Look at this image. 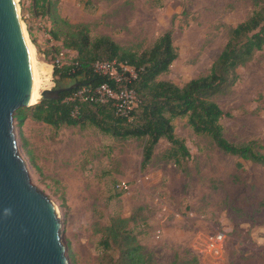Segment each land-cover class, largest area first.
<instances>
[{
  "label": "rangeland",
  "instance_id": "obj_1",
  "mask_svg": "<svg viewBox=\"0 0 264 264\" xmlns=\"http://www.w3.org/2000/svg\"><path fill=\"white\" fill-rule=\"evenodd\" d=\"M16 4L37 68L50 67L43 90L73 84L54 82L52 64L56 58L68 63L74 53L50 39V21L31 15L32 0ZM252 11L251 0H58L61 17L87 24L93 38L108 36L137 53L171 31L178 58L159 79L178 86L209 72L226 43L227 28ZM32 20L40 38L32 32ZM238 75L228 95L214 98L230 114L220 120L223 135L233 144L258 140L264 146V51ZM172 124L189 151L187 172L159 160L170 147L166 140L159 141L141 170V146L133 139L115 140L93 127L54 131L30 119L20 128L13 122L31 183L55 207L69 264H100L93 228L116 216L134 220L129 229L153 264L193 258L197 264H264V168L224 155L195 135L186 118ZM121 183L127 189H120Z\"/></svg>",
  "mask_w": 264,
  "mask_h": 264
},
{
  "label": "trees",
  "instance_id": "obj_2",
  "mask_svg": "<svg viewBox=\"0 0 264 264\" xmlns=\"http://www.w3.org/2000/svg\"><path fill=\"white\" fill-rule=\"evenodd\" d=\"M251 3L252 13L244 21L227 28L226 43L209 72L178 86L159 79L178 58L171 31L163 33L148 50L137 53L121 47L108 36L93 38L87 24L71 23L61 17L58 0H32L35 14L50 21V39L60 42V49L74 53L68 63L53 62L54 82L72 81L76 86L62 92L58 100L18 109L13 117L16 126L20 128L30 119L54 131L65 127H93L115 140L133 139L141 146V170L150 164L159 141L166 140L170 147L159 160L172 161L187 172L185 162L189 159V151L184 141L176 137L172 124L176 118H186L195 135L207 138L224 155L264 168V146L258 140L233 144L224 137L220 120L230 114H224L214 99L228 95L238 82V69L264 51V0H251ZM54 51L59 54L58 49ZM97 62L114 63L122 76L128 73L119 65L133 69L135 77L126 87L134 92L137 105L129 117L116 115L113 100H96L101 86L119 92L125 85L96 73L93 66ZM80 91H85L86 99L68 100ZM22 146L26 148L27 142L23 141ZM237 166L241 167V163ZM130 222L134 220L116 216L106 225L95 223L93 232L99 235L100 264H153L144 253L138 235L129 229ZM171 264H197V260L180 262L175 259Z\"/></svg>",
  "mask_w": 264,
  "mask_h": 264
},
{
  "label": "water",
  "instance_id": "obj_3",
  "mask_svg": "<svg viewBox=\"0 0 264 264\" xmlns=\"http://www.w3.org/2000/svg\"><path fill=\"white\" fill-rule=\"evenodd\" d=\"M75 86L45 89L32 103V66L17 5L0 0V264H69L55 207L31 183L18 153L13 117Z\"/></svg>",
  "mask_w": 264,
  "mask_h": 264
},
{
  "label": "built area",
  "instance_id": "obj_4",
  "mask_svg": "<svg viewBox=\"0 0 264 264\" xmlns=\"http://www.w3.org/2000/svg\"><path fill=\"white\" fill-rule=\"evenodd\" d=\"M56 64H60V60H56ZM94 71L98 74L108 76L110 79H113L116 83H125L122 85V89L119 92H114L112 89L107 87L106 85L101 86L97 90V101L105 102L108 99L113 100V106L115 108L116 115L129 117L130 112L137 105V100L134 95V92L126 87V83H129L132 78L135 77L133 69L126 65H119V67L123 70V72H127L128 76H122L118 73L116 66L114 63L108 62H97L94 64ZM85 91H80L74 95L73 98H69L68 100H73L74 98L86 99L84 96ZM92 100V99H90ZM120 189H127L125 183H121L119 185ZM220 237L217 236V240Z\"/></svg>",
  "mask_w": 264,
  "mask_h": 264
},
{
  "label": "bare ground",
  "instance_id": "obj_5",
  "mask_svg": "<svg viewBox=\"0 0 264 264\" xmlns=\"http://www.w3.org/2000/svg\"><path fill=\"white\" fill-rule=\"evenodd\" d=\"M16 3V0H14ZM17 5V4H16ZM22 24V22H21ZM23 27V25H22ZM24 29V28H23ZM24 37L30 54V61L32 66V76H33V91H32V103H35L40 98L41 91L47 86L50 82V67L37 68L36 62L34 59V50L33 47L29 44L26 38V33L24 31ZM41 65V64H40ZM49 86V85H48Z\"/></svg>",
  "mask_w": 264,
  "mask_h": 264
},
{
  "label": "crops",
  "instance_id": "obj_6",
  "mask_svg": "<svg viewBox=\"0 0 264 264\" xmlns=\"http://www.w3.org/2000/svg\"><path fill=\"white\" fill-rule=\"evenodd\" d=\"M29 1L31 2V0H29ZM28 7H30V5H29ZM31 10H32V13L30 12L31 15L34 14V15H32V16H33V17H36V14H35V11H34L32 5H31ZM29 11H30V8H29ZM33 21H35V20H32V26H33ZM32 32L35 33V37H36V36H38L39 38L41 37V33L38 31V29H37L35 26H33V30H32ZM48 43L51 44L49 41H48Z\"/></svg>",
  "mask_w": 264,
  "mask_h": 264
}]
</instances>
